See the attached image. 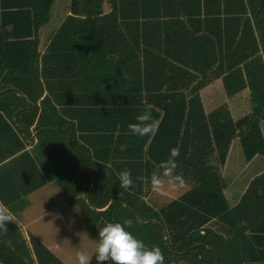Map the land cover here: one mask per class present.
I'll return each instance as SVG.
<instances>
[{"label": "trees", "instance_id": "trees-1", "mask_svg": "<svg viewBox=\"0 0 264 264\" xmlns=\"http://www.w3.org/2000/svg\"><path fill=\"white\" fill-rule=\"evenodd\" d=\"M54 1L0 0V187L12 189L0 190V201L16 216L15 204L23 208L25 197L53 182L78 206L96 239L106 223L131 220L127 230L149 249L159 247L164 264H264V174L231 207L220 172L235 138L246 161L264 157V0H70L69 12L85 20L67 17L42 54L37 34ZM105 4L107 15L123 19L122 33L112 34L114 27L102 33L111 23L99 17ZM69 24L76 26L71 33ZM113 47L124 50L115 58L106 53ZM77 61L86 71L69 72L85 77L103 99L58 102L44 95L42 78L51 72L44 68ZM119 61L139 65L99 67ZM217 79L227 98L248 91L246 115L235 121L226 105L205 113L200 91ZM44 84L49 90L51 83ZM117 94L139 97L116 100ZM148 105L158 130L135 136L128 125ZM63 140L95 179L91 206L103 209L120 195L108 210L97 213L86 203L90 174ZM177 147L176 172L188 189L155 209L146 199L150 176ZM123 169L132 173L129 189L120 187ZM133 213L163 227L139 225ZM6 227L0 264H62L33 235L26 239L16 219ZM90 264H96L94 251Z\"/></svg>", "mask_w": 264, "mask_h": 264}, {"label": "crops", "instance_id": "crops-1", "mask_svg": "<svg viewBox=\"0 0 264 264\" xmlns=\"http://www.w3.org/2000/svg\"><path fill=\"white\" fill-rule=\"evenodd\" d=\"M57 1H60V0H55L54 3H53V6H54V4H57L58 3ZM63 3L65 4V12L62 13V14H59V15H56L54 13L52 14V8H53V6H52L51 12H50V15H49V21L44 26H42L39 29V31H38L37 36H38L39 42L41 43V51H42L41 53L42 54H44V52L46 51V48H47L48 44L50 43V41L52 40V38L54 37V35L57 32H59V29L62 27V25L65 22V20H66L67 17L74 18L75 20H85L84 18H82V16H76V15H73V14H71L69 12L70 0H63ZM104 10H105V13L102 14V15H100L99 17L100 18H105V19H101V21L102 20H106V22L113 23V20H117V23L118 24H111V23L104 24L103 27H102V30H103L102 33L104 32V33L108 34L111 31V29H109V27H114L115 28L112 31V34H120V33H122L123 32L122 31V28H123V23H124L123 22V19L121 17H119V16H115L116 19H114L110 15H107V13L109 11L108 4H105ZM87 27H89V26H87ZM74 29H76V26L74 27L73 24H69L68 25L67 32L68 33H71ZM82 32L83 33H86V29L82 28ZM123 50L124 49L122 47H119V48L113 47V49L111 51H108L106 53L113 54L115 56V58H116L119 53H122L123 52ZM92 51L93 50L90 49V48H83V52H85V53H91ZM73 64L74 65L71 66V67L70 66L61 67V66H58V65L51 64V65L46 66V68H44L46 70H49V69L51 70V72L48 73L47 78L45 80L42 78L43 85L45 87L44 95H48L52 101H58V102H70V101H81V102H84V101H92V100H100V99H103L102 96H100L99 94H97V93H95V92H93L91 90L92 89V86L86 84V82H88V81L85 79V77H82V78L77 79L75 73H73V72L70 73L69 72V71H72L73 69L76 70L78 68H82L84 71H86L85 64L84 63H80L79 61H77L76 63H73ZM138 65H139V63H131V62H126L125 63V62L119 61V62H110L108 64V66L101 65L99 67L100 68H110V70H115V69L116 70H126L128 68H132V66H134L137 69L138 68ZM140 65H141V68H143L142 63H140ZM53 71H60L61 72V77H59V78L55 77V75H54L55 73ZM65 71H67V72H65ZM87 76L90 77V73L87 74ZM218 80L221 81L220 79H217V81ZM114 81L117 82V83H119V84H122L119 79H117V80L114 79ZM47 82L51 83L49 90H48V87H46L45 84H44V83H47ZM214 82L209 83L207 86H205L200 91V98L202 100V103H204V98L205 97H206L205 100H207V97L209 96V94H207V92H208L209 88L214 85ZM65 83H66V87H63ZM245 91H247V90H245ZM247 93H248V91H247ZM138 97H139V95H137V94H135V96H128V95H124V94H117L115 96V99L116 100L117 99L126 100V99H129V98L130 99H137ZM235 98H236V96L235 97L228 98L227 103L224 104V105H226L228 107V110L231 113L232 119L236 121V120L240 119L242 116L246 115L248 112L246 114H243L242 116H239L238 115L239 108L241 106L242 99L241 98L240 99H235ZM248 99H249V94H248ZM246 100L247 99H245L244 102H246ZM65 107L66 108H69L70 106H65ZM203 107H204V104H203ZM214 109H216V108H213L212 110H214ZM204 110H205V108H204ZM212 110H210V111H212ZM210 111H206L205 110V113L207 114ZM262 123H261V128L263 127L262 126ZM262 132H263V130H262ZM35 135H36V133H34L32 135V137H34ZM26 140L29 141L30 139H26ZM236 140L239 143L238 138ZM63 142H64V140H63ZM64 145H65V147L67 149V146H66L65 142H64ZM229 150H230V148H229ZM229 150H228V153H227V157H226L225 164H226V162L228 160ZM241 152H242V150H241ZM81 164L82 163H80V165ZM262 174H264V163L262 164V166L259 169V171L257 172V174H255V176H251V178L248 180V182L245 183V185H243V187L238 191L237 194H235V193L232 192L230 196H227L226 195V190H225V195H226V197H227V199H228L229 204H230L231 207L232 206H235L238 203V201L243 196V194L246 191V189H247L248 185L250 184V182L254 178H256L258 176H261ZM6 181H7V179H6ZM51 184H54V183L52 182V183L46 184L42 188L36 190L35 192H33L30 195H28L27 197H25V206L23 208H20V206H19V204L21 203V201L18 202L17 204H15V206H14L15 209H16V211H15V214H16L15 218H16L17 223L20 226V228H21V230H22L25 238L28 239V236L29 235H33L36 239H38L39 241H41L49 249H50V247L48 246V244L46 242H44L38 236V234L36 232H33V234L32 233H26L24 231V227H26L27 225L28 226H33L34 224H36L40 220V217H41V216H37L35 214L38 211V209L37 208L36 209L35 208L33 209V207L31 206V199L33 200V199H35V198H37L39 196L41 197V196H43L45 194L51 195L52 197H55L56 204L53 205V204H50L49 203V207L46 208L47 210L46 209L43 210L44 211L43 212L44 214L47 213L48 209L54 210L53 213H56L57 211L59 213L70 212V206L71 207L72 206H76L75 204L71 203L67 199V197L65 196V194H64V196H62L63 197L62 198L59 195L58 191H54V189H52V187H51ZM187 189H188V185H187ZM226 189H227V184H226ZM0 190L1 191H4L3 194H6L9 191L12 193V189L10 188V185H7V186H2L1 185ZM164 192H166V191H164ZM153 193H157L158 195H154ZM161 195H163V194H160L158 192L153 191L152 190V187L150 186L149 187V190H148V193H147V196H146V199L148 200L149 204L152 207H154L155 209H157V208H160V207H157V205H158V203H160V198H161L160 196ZM180 196H178V197H180ZM86 197H87V194H86ZM167 203H169V202H167ZM42 204H44V203H42ZM76 207H78V206H76Z\"/></svg>", "mask_w": 264, "mask_h": 264}, {"label": "rangeland", "instance_id": "rangeland-1", "mask_svg": "<svg viewBox=\"0 0 264 264\" xmlns=\"http://www.w3.org/2000/svg\"><path fill=\"white\" fill-rule=\"evenodd\" d=\"M57 2L58 3L54 4L52 8V14L59 15L65 12V4L63 3V0ZM207 94H209V96L207 97V100H205L206 97L204 98L203 103L206 111L222 106L228 101L222 83L219 80L214 82V85L209 88ZM240 98L242 99V102L238 115L242 116L250 111V102L247 91L238 94L235 99ZM245 99H247L246 102H244ZM262 126L264 133V122L262 123ZM236 139L237 138L231 143L226 164L220 168V172L227 184V196H230L232 192L237 194L243 185L248 182L251 176L257 174L264 163V157L262 156H257L251 161H246ZM51 187L54 191H58L61 197L64 196L60 187L55 184H51ZM186 189L187 187L175 191L166 187V192H163V195L160 196V203H158L157 207H161L167 202L176 199L185 192ZM153 194L158 195L157 193ZM49 203L55 205V197L45 194L33 200L31 199V206L33 209H38L35 214L41 217L33 226L27 225L24 227V231L32 234L33 232H36L38 236L48 244L52 252L55 253V256L62 262V264H77L75 256L77 251H87L91 256L94 251V244L91 241H95L96 238L90 233L85 225L84 215L80 209L76 206H70V212L65 213H59L58 211L53 213L54 210L48 209L47 213L44 214L43 210L49 207ZM84 235H87L88 238Z\"/></svg>", "mask_w": 264, "mask_h": 264}, {"label": "clouds", "instance_id": "clouds-1", "mask_svg": "<svg viewBox=\"0 0 264 264\" xmlns=\"http://www.w3.org/2000/svg\"><path fill=\"white\" fill-rule=\"evenodd\" d=\"M131 86V85H129ZM160 121L154 119L151 112V105L136 117L135 123H130L128 129L131 134L138 137L153 135L158 130ZM127 145H121L120 151L124 152ZM179 148L170 149L169 158L157 164L158 171H153L150 176L152 190L163 194L165 188L175 191L187 187V180L182 173H177L178 164L176 158L179 156ZM120 187L129 189L134 186V180L130 169H123L118 173ZM136 180L141 183H148L149 178L138 176ZM15 216L9 208L0 201V235L7 232V224L15 222ZM131 227V220L120 222H108L98 229V238L91 241L94 244L96 264H164V255L161 249L153 246L150 249L144 242L136 238L127 229ZM87 237V235H84ZM88 238V237H87ZM77 264H90L91 256L87 251H77Z\"/></svg>", "mask_w": 264, "mask_h": 264}, {"label": "water", "instance_id": "water-1", "mask_svg": "<svg viewBox=\"0 0 264 264\" xmlns=\"http://www.w3.org/2000/svg\"><path fill=\"white\" fill-rule=\"evenodd\" d=\"M67 151H68L72 156H74V157L80 162V159L78 158V156H77L74 152H72V151L69 150L68 148H67ZM80 163H81V162H80ZM81 165H82V164H81ZM82 167H83V169H84L85 171H87V172L90 174V179H91V186H90V189H89V191H88V193H87L86 203L90 206V208H91L93 211H95V212H97V213H101V212H104V211L108 210V209L112 206L114 200H115L116 198H120V195H117V196H115L114 198H112V199L109 201V203L107 204V206H106L105 208H103V209H97V208L91 206L90 201H89V199H88V196H89V194H90V191H91V190L94 188V186H95V179H94V177L91 175V173L89 172V170H88L87 168H85L83 165H82ZM125 206H126V205H125ZM126 207H127V206H126ZM133 216H134L136 222H137L139 225H143V224H145V223L152 222V223H154V224H157V225L160 226V227H163L162 224H161L160 222L156 221V220H150V221L142 222V221L139 219V217H138L135 213H133ZM162 230H163V237H164V240H165V242L167 243L166 231H165L164 228H162ZM167 248H168L169 251H171L170 246H169L168 244H167ZM210 250H212V248H210Z\"/></svg>", "mask_w": 264, "mask_h": 264}]
</instances>
